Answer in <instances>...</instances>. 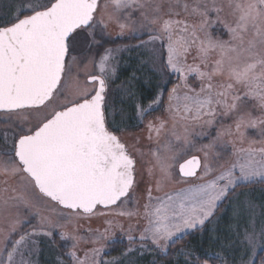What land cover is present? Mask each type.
<instances>
[{"label": "snow or ice", "instance_id": "obj_1", "mask_svg": "<svg viewBox=\"0 0 264 264\" xmlns=\"http://www.w3.org/2000/svg\"><path fill=\"white\" fill-rule=\"evenodd\" d=\"M134 13H139V22L132 20ZM111 22L119 29V39L128 32L139 41L134 47L145 49L153 60L159 44L160 65L153 71L178 81L170 90L159 85L147 105L138 103L137 118L142 122L159 111L167 91L164 111L171 126L164 120L158 125L149 121V139L153 131L159 137L166 130L165 155L161 157L159 148L151 153L161 173L156 191L164 181L188 185L179 191L154 197L143 172L137 179L141 161L114 130L115 111L107 88L116 74L112 62L124 49L97 52L98 74L88 76L72 96H64L77 79L71 70L77 61L71 56L73 40L81 34L95 39L96 30L103 32ZM157 23L159 29L151 27ZM61 96L65 103L52 107L51 101ZM132 96L129 89L128 97ZM253 108L262 110L261 118L253 117ZM0 114L4 117L0 124L11 129L0 133L4 177L0 217L11 218L0 242V264H34L35 238L52 237L74 220L97 214L132 218L137 212L128 206L144 192L145 227L138 240L131 228L126 238L129 245L138 242L141 251L166 252L190 232L210 224L237 188L264 183V147L254 148L258 141L252 139L248 148L225 140L235 137L242 144L246 131L241 128L259 129V143L264 144V0H27L14 9L7 24L0 25ZM213 128L215 137L205 146L213 156L208 151L203 160L191 155L196 137L211 136ZM196 129L208 132L194 134ZM148 175L153 176L152 168ZM45 208L55 217L41 216ZM32 218L39 223L32 224ZM106 223L105 232L89 236L59 233L62 241H72L71 264H122L102 259L103 246L85 252L83 258L76 254L80 242L109 239L113 221ZM260 235L264 237V227ZM237 240L256 243L254 218L243 231L237 230ZM134 251L130 246L124 255ZM187 255L191 259V253ZM196 259L213 264L220 257L206 253Z\"/></svg>", "mask_w": 264, "mask_h": 264}, {"label": "rangeland", "instance_id": "obj_2", "mask_svg": "<svg viewBox=\"0 0 264 264\" xmlns=\"http://www.w3.org/2000/svg\"><path fill=\"white\" fill-rule=\"evenodd\" d=\"M12 1L14 5L13 9L11 11H6L3 14V19L12 18L14 9L18 10L20 4L27 2V0H0V2H4V5L11 4ZM103 2L104 0H101V3ZM187 2L191 3L192 0H187ZM126 15V12L122 13L121 19L124 20L126 18ZM97 19H99V16H97ZM140 19L141 17L139 16V13L133 14L132 20L139 22ZM189 22L191 23L193 21L190 19ZM151 27L159 29V23H157L156 25H151ZM212 31L215 32V29H213ZM118 32L119 29L116 24L114 22H111L108 24L107 29L103 32H101L100 29L96 30L95 39L90 34H81L75 40H73L71 56H75L77 58V61L75 64H73L71 70L74 76L77 77V79L72 82V87L69 91L64 93V96H72L76 92L77 86H82L87 81L88 76L98 74L97 69L94 67V63L98 62L99 60L97 52L102 55L104 50L107 48L124 49L117 54L118 58L112 62L116 67V74L113 79L109 80L107 88L108 102L113 106L115 111V119L112 121L114 130H116V134L121 139V142L126 145L128 151L133 156H135L138 161H141V163L137 164V179L140 178V173L143 172L145 183L150 184L153 188L152 194L154 197L163 196L165 193L169 192L179 191L182 188L187 187L188 185L175 181H164L161 185V190L156 191V180L161 179V173L159 172L158 168L154 167L155 160L151 153L152 150L159 148L161 157L165 155L163 145L166 140V130L165 132H162L159 137H157V134L155 133V131H153L152 139H149V121H151L154 125H158L161 120H164L167 121V127L171 126V121L168 119V113L164 111V109L167 107L168 96L161 111L154 115L153 113L147 115L143 119L141 127L139 129L130 130L124 128L125 124H129V122L127 123V119L125 118L126 115L124 114V107L130 109V103H133L134 108L136 107L135 117L136 120L139 121L137 118V106H135L137 101V97L135 96V94H137L135 93L137 89L136 83L138 81L137 72L139 68H147V66L151 69L159 68V44L155 46V58L153 60L149 57V55H147L145 49H138L134 47V45L139 43L138 40L130 38L128 32H125V39H119ZM223 38L227 39L228 37L227 35H225ZM102 42L103 47H100V44ZM89 49H91V51H89ZM71 56L69 57V60H71ZM145 61L148 62L145 63ZM188 62H192V56L188 57ZM133 65L135 67H133ZM126 69L128 70V75L125 74ZM171 77H173V84L178 82L174 76ZM162 80L164 84L162 85L165 86L166 79L163 78ZM129 89L133 93V96L131 98L128 97ZM64 103L65 100L63 96H61L59 98H54L51 101V106L59 107ZM125 104L127 105L125 106ZM252 115L254 118L259 119L262 117V110L259 108H253ZM135 117L133 115V121H135ZM2 119H4L3 114H0V120ZM220 119L225 118L220 117ZM226 123L232 124L233 122L231 119H227ZM216 127H219V125H217ZM120 129H123V131H121ZM6 130L9 132L11 131V129H5V127L0 124V133L5 132ZM234 130L235 126L233 125V131ZM244 130L246 129L241 128V131ZM201 131L207 133L208 129H196L194 134ZM215 132L216 128H213L211 130V136H197L196 140L193 141L194 147L191 150V155H196L201 158V160H203L204 152L208 151L209 157L211 158L213 156V152L207 149L205 146L212 142V139L215 137ZM246 132L249 134L252 132L250 134L252 140L258 141L254 144V146H258L259 148L264 147V144L259 143V141L262 139L259 129H247ZM234 141L237 147L239 142L236 140ZM239 147H243V143L240 144ZM201 149H204V151H201ZM217 150H219L218 144ZM228 150L229 152L232 150L231 144H229ZM141 154H143L142 160ZM149 168H152L153 170V176L151 177L148 175ZM3 179L4 177L2 173H0V196L3 195ZM9 184L13 185L14 181L9 180ZM145 197L146 192H144L142 195H139L138 201H134L128 206L131 210L137 212V215L132 218L119 217L111 214L107 216L97 214L91 219L74 220L73 223L67 224L64 228L56 229L52 237L38 235L35 238L37 241V250L35 252V255L33 256L34 264H71V261L68 258V253L69 251H72V241H62L59 238V233L64 232L68 235L77 234L82 236H89L92 234H96L97 231L105 232V229L109 228V225L106 223V221L108 220L113 221V226L108 233L109 239L96 244L80 242L75 249L77 256L83 258L85 252H90L93 248H100L103 246L104 253L102 255V259L104 260H121L122 264H155L157 262L155 256L157 255L158 258L160 256H168L170 247L166 249V252L160 250L141 251L140 244L138 242L129 245V242L126 238L128 230L129 228H131V235H133L138 240L140 232L145 227L146 221L142 219ZM248 205H251V208H248ZM238 210L240 212L239 216H237ZM57 211H60L58 207ZM217 214L218 216L215 218V220H217V223L221 224V229L220 231H218V235L223 238L221 239V241H224V243H222L223 245H220L221 249L219 251V264H253L258 252L264 249V237L260 235L261 229L262 227H264V187L257 186L240 190L236 189V193L230 196L228 200L221 205V209L219 210V212H216V215ZM40 215L50 216L53 218L55 217V213L47 210V208L42 209ZM253 218L255 220L256 243L253 245L241 244L237 240V230L243 231L245 227H248L250 225V221ZM10 219L11 218H8V220H6L5 218L0 217V242L3 241L4 233L7 229ZM31 223L35 225L38 224L39 221L35 218H32ZM249 230L251 231V228H249ZM191 233L193 232H190L189 234ZM121 243L125 244L127 248L122 251L118 257H112V254L115 250V245ZM130 246L136 251L128 254L129 257H127L128 255L125 256L124 253ZM147 248H152L150 243L148 244ZM153 252L154 254H156L155 256H148V254H153ZM188 264L192 263L188 261Z\"/></svg>", "mask_w": 264, "mask_h": 264}, {"label": "trees", "instance_id": "obj_3", "mask_svg": "<svg viewBox=\"0 0 264 264\" xmlns=\"http://www.w3.org/2000/svg\"><path fill=\"white\" fill-rule=\"evenodd\" d=\"M13 6H14L13 1L11 2V4L8 5H4V2L3 3L0 2V25H5L10 21L11 18L3 19L2 17L6 11H11L13 9ZM133 67L135 66L133 65ZM147 68L145 67L139 68L137 72L138 81L136 83L137 89L135 92L137 93L135 94V96L137 97V101L135 99L136 101L135 106H137L138 103L141 105H147L149 101H151L153 97L158 94L159 91L158 86L163 84L162 82L163 78L166 79L167 81V83L164 86L166 89L170 90L173 85V77H171L166 72L163 73L155 72L153 71V68L152 69L151 68L147 69ZM125 74L128 75L127 69ZM166 99H167V91L163 93V103L160 105V110L153 112V115L161 111L163 105L166 102ZM127 104H125V106ZM129 105H130V109L124 107L125 109L124 114L127 116V117L125 116V118L127 119V123L129 122V124H125L124 128L130 130H137L141 127L142 122L136 120L135 117L136 107L135 108L133 107V103H130ZM133 115L135 117V121L132 120ZM217 216L218 214L215 216V218ZM215 218L212 220L210 224H207L203 229L197 230L191 234L184 236L181 240L176 242L174 245L170 246V252L168 256H162V257L160 256L158 258V256L154 254V252L153 254H148V256L156 255L155 257L157 262L155 264H188V261H190L192 264H203L202 259L201 260L196 259L197 256L203 257L206 253L219 255L220 254L219 251L221 249L220 245H223L222 243H224V241L222 242L221 239L223 238L218 235V231H220L221 229L220 228L221 224L217 223V220H215ZM114 248L115 250L112 254V257L115 256L118 257L121 254V252L127 248V246L121 243V244H116ZM188 253H191V259L188 258L187 255ZM127 257H129V255ZM219 260L220 259L214 260L213 264H219L220 262ZM253 264H264V249L258 252Z\"/></svg>", "mask_w": 264, "mask_h": 264}, {"label": "crops", "instance_id": "obj_4", "mask_svg": "<svg viewBox=\"0 0 264 264\" xmlns=\"http://www.w3.org/2000/svg\"><path fill=\"white\" fill-rule=\"evenodd\" d=\"M244 131H246V130H244ZM251 133H252V132H251ZM251 133H250V134H251ZM250 134L246 132V138H245V140H244V142H243V147H242V148H248V146H249V143H248V142H249L250 139H252L251 136H250ZM225 139H233V140H236L235 137H227V138L225 137ZM240 144H241V143H238L237 148H240V147H239ZM245 145H246V146H245ZM253 147L256 148V149H259L258 146H254V145H253ZM228 151H229V150H228ZM257 186L264 187V183L257 182V183L250 184V185H247V186H241V187L237 188V190H240V189H246V188H253V187H257ZM194 232H195V231H194Z\"/></svg>", "mask_w": 264, "mask_h": 264}]
</instances>
